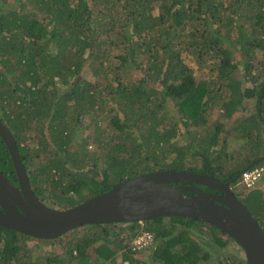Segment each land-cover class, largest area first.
<instances>
[{"label": "trees", "instance_id": "1", "mask_svg": "<svg viewBox=\"0 0 264 264\" xmlns=\"http://www.w3.org/2000/svg\"><path fill=\"white\" fill-rule=\"evenodd\" d=\"M104 113L107 136L92 149L82 124L96 117L99 131ZM0 119L47 206L74 207L156 170L232 182L264 156V0H0ZM0 169L18 185L1 138ZM259 183L235 194L264 231ZM143 223L156 241L148 260L127 248L142 228L135 221L56 239L0 226V264H118V251L121 264H247L225 251L234 239L200 219ZM34 239L63 249L35 256Z\"/></svg>", "mask_w": 264, "mask_h": 264}, {"label": "water", "instance_id": "2", "mask_svg": "<svg viewBox=\"0 0 264 264\" xmlns=\"http://www.w3.org/2000/svg\"><path fill=\"white\" fill-rule=\"evenodd\" d=\"M0 138L11 155L16 185L0 169V226L39 239H56L90 224L143 222L164 216L200 219L244 250L247 264H264V231L234 193L232 182L186 170H156L126 178L74 207L56 209L33 191L11 130L0 119ZM264 161V156L248 168ZM217 190H203L196 186Z\"/></svg>", "mask_w": 264, "mask_h": 264}, {"label": "rangeland", "instance_id": "3", "mask_svg": "<svg viewBox=\"0 0 264 264\" xmlns=\"http://www.w3.org/2000/svg\"><path fill=\"white\" fill-rule=\"evenodd\" d=\"M186 63L190 66V67H193L195 68L196 67V61L194 59V57L192 55H189L187 58H186ZM198 69H196L197 71ZM203 71H206L205 68H203ZM84 76L88 77V78H92L93 75H92V71L90 68H86L85 71H84ZM214 117H216V114L214 115ZM95 120H96V117H90V116H86L84 118V121H83V124H82V130H81V134H80V138L81 137H85V136H89L91 139L89 141H91V145H90V148L93 149V147H95V139L100 135L101 133V130H107L108 128V116L106 113L100 115V120H99V127H100V130L97 131V128H96V125H95ZM106 136H107V133H104L102 132L101 135H100V138L102 140L106 139ZM96 148V147H95ZM98 153L94 156V157H97V160H101L103 155L105 154V151H102V150H98L97 151ZM103 152V153H102ZM92 163V162H91ZM239 182V181H238ZM261 183V184H260ZM259 183V185L262 186V190L264 191V180H262L261 182ZM233 190L235 191L236 194L239 193V196L242 198L243 195L245 194V191H244V188L242 187V184L237 183L236 185H233ZM53 206L54 208L56 209H60V205H50V207ZM127 224H120V225H117V230H121V228H125ZM140 225L144 226V223L143 222H140ZM116 227V226H115ZM83 231L79 232V234H82ZM122 235V234H121ZM154 235V234H153ZM71 237V236H70ZM136 236L133 237V239L128 243L129 246L128 247H131V245L133 244L134 242V239H135ZM155 237V236H154ZM69 238H65L63 240V243H64V247H65V242L68 240ZM32 246H33V253L35 254V256H38V255H47L48 252H53V251H56L55 250V247H61L62 244H58L57 246H53L51 244L47 245L45 242H41L40 240H32ZM156 245V241H154V244L151 245L150 247L154 248ZM148 247V248H150ZM148 248L146 249H143L140 251V258L141 260H148L147 258V255H146V251L148 250ZM61 249H63V247H61ZM66 249V247L64 248V250ZM151 249V248H150ZM227 250V252H231V250H235V251H240L242 255H244V258L246 260V257H245V253H244V250L241 249L239 247L238 244H236V242L232 241L230 242L226 247H225V251ZM146 252V253H145ZM226 252V253H227ZM228 254V253H227ZM117 263L118 264H121V254H120V251L117 252ZM243 257V256H242ZM209 264H218L219 263V258L215 257V256H212L210 258V260L208 261ZM147 264H159V263H154L153 261H149L147 262Z\"/></svg>", "mask_w": 264, "mask_h": 264}, {"label": "built area", "instance_id": "4", "mask_svg": "<svg viewBox=\"0 0 264 264\" xmlns=\"http://www.w3.org/2000/svg\"><path fill=\"white\" fill-rule=\"evenodd\" d=\"M240 183L247 188L256 186L262 179H264V164L256 165L251 168H247L240 174ZM132 250L141 251L154 244V235L152 232L147 231L144 226L140 229V233L135 235Z\"/></svg>", "mask_w": 264, "mask_h": 264}, {"label": "flooded vegetation", "instance_id": "5", "mask_svg": "<svg viewBox=\"0 0 264 264\" xmlns=\"http://www.w3.org/2000/svg\"><path fill=\"white\" fill-rule=\"evenodd\" d=\"M196 186L199 187V188H201V189H203V190H206V191H211V192L219 193L217 190H214V189H211V188H207V187H203V186L198 185V184H196ZM234 193H235V191H234ZM52 208H54V207H52Z\"/></svg>", "mask_w": 264, "mask_h": 264}, {"label": "clouds", "instance_id": "6", "mask_svg": "<svg viewBox=\"0 0 264 264\" xmlns=\"http://www.w3.org/2000/svg\"><path fill=\"white\" fill-rule=\"evenodd\" d=\"M154 234V233H153ZM154 241H155V237H154ZM131 248V247H130ZM132 250V249H131Z\"/></svg>", "mask_w": 264, "mask_h": 264}]
</instances>
